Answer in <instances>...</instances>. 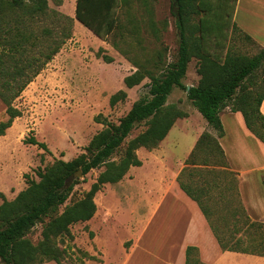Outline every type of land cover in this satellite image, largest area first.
I'll list each match as a JSON object with an SVG mask.
<instances>
[{
  "label": "trees",
  "instance_id": "16d2710c",
  "mask_svg": "<svg viewBox=\"0 0 264 264\" xmlns=\"http://www.w3.org/2000/svg\"><path fill=\"white\" fill-rule=\"evenodd\" d=\"M173 3L179 42L174 60L167 61L162 39L167 22L156 19L151 0H75V19L100 39H110L112 46L135 66L123 78L124 87L132 88L148 79L147 90L118 123L98 120L104 126L82 153L37 170L38 180L27 179V186L12 200L3 196L0 259L4 264H40L44 260L68 264L63 262L65 249L59 247L58 237L69 235L71 225L89 221L96 212L95 194L105 184L122 180L131 167L141 166L138 149L156 148L176 119L185 116L176 105L167 103L174 88L185 90L187 99L216 133L200 135L176 178L179 188L196 202L222 251L264 257V225L246 217L243 206L239 210L231 208L230 215L237 217V211L244 214V228L237 221L230 222L225 212L228 207L209 204L218 179L213 176L199 185L194 178L201 176L199 165L227 166L218 139L224 134L220 112L229 103L231 111L240 112L246 128L264 144V115L260 109L264 68L261 84L253 82L264 63V47L259 45L254 55L236 53L232 47L222 53L230 34L257 45L233 20L237 0ZM70 22L68 16L50 9L48 0H0V101L7 115L0 121V136L22 115L14 101L70 37ZM133 47L140 56L131 55ZM102 57L112 61L109 56ZM192 58L198 60L199 79L196 85L185 86L182 79ZM126 96V91L120 89L109 97V104L124 101ZM139 126L143 128L130 137ZM25 142L46 150L45 143L33 137ZM95 169L100 171L84 196L52 215L79 182V177L73 178L74 173L80 170L84 178ZM44 217L49 220L42 227L41 239L34 244L25 235ZM184 264H205L196 246L185 248Z\"/></svg>",
  "mask_w": 264,
  "mask_h": 264
},
{
  "label": "rangeland",
  "instance_id": "374dc122",
  "mask_svg": "<svg viewBox=\"0 0 264 264\" xmlns=\"http://www.w3.org/2000/svg\"><path fill=\"white\" fill-rule=\"evenodd\" d=\"M151 2L156 19L167 22L162 39L167 48V61H172L177 53L179 42L173 0H151ZM48 4L50 9L70 18L71 34L60 50L14 101L15 107L20 109L22 115L15 118L5 135L0 137V204L3 196L7 200H12L24 189L27 186V179L37 181V170L43 169L55 160L68 161L82 153L90 139L104 126L98 120L105 118L118 123L132 103L147 90L148 79H144L132 88L124 87L123 78L134 71L135 66L112 46L110 39H100L75 19V0H48ZM237 19L241 22L240 16H237ZM148 47H151V44ZM230 47L235 49L231 50L236 53L254 55L260 46L258 43L252 45L242 41L238 37L236 39L230 34L222 53ZM103 55L109 56L112 61H104ZM131 55L140 56L136 47L131 49ZM197 66L198 60L192 58L188 63L186 75L182 79L185 86L197 84L199 79ZM263 68L264 63L255 73L254 84H261ZM120 89L126 91V99L111 106L109 97ZM249 89L252 87L249 86ZM263 90L264 88L261 91ZM167 103L176 105L185 113L184 117L176 119L167 136L159 143L164 146L168 166L166 165L164 170L159 169V175L150 176L151 173L153 174V168L147 158L153 157L148 151L158 148L159 145L152 150L142 148L139 154L137 151L140 160H145V165L133 167L132 171L127 172L117 183L105 184L94 196L96 204L94 216L89 221L71 225L69 235L58 237L59 247L65 249L63 262L68 264H161L159 258L164 260L170 254L173 261L176 259L178 242L176 237L173 238L174 233L171 227L173 212H168V218L164 219V210L159 211L152 220L139 248L134 253L135 233L142 230L148 222V219L143 216L144 212L137 211L140 200L136 194L142 197L144 191H147L154 197V192L160 186V180L165 187H172L174 170L169 172V168L172 169V166L176 165L190 147L194 148L203 132L211 135L216 133L187 99L184 89L174 88ZM231 104L229 103V106L220 112L224 134L220 137L221 139H218L219 142L228 154L234 157L243 159L241 156L244 148L253 149L254 153L263 157L264 150L258 147L261 145L249 142L247 138L251 135H247L250 133L245 131L243 119L240 120L241 115L237 117L231 111ZM6 118L5 106L0 101V121ZM142 128L137 127L130 137L136 135ZM31 137L45 143L46 150L25 142ZM224 159L226 167L199 165L198 168L202 172L200 177H194L196 184L201 185L206 180L211 181L215 176L214 179H218L219 183L211 191L213 201H209V204L212 207L219 206L218 208L228 207L225 212L230 222L237 221L240 227H243L244 214L237 211V217L231 216V208L239 210L238 207L243 206L246 217L248 216L257 224L264 225V221L252 219L253 216L256 217L255 207H252L254 210L248 213L240 193V190L245 191L251 186L257 187L253 180L260 183L259 187L264 192V172L243 178L238 171L230 169L225 151ZM99 171L100 169H95L84 178L81 177L68 199L52 215L61 213L65 206L82 198L95 181ZM176 186H178L177 180ZM260 197L263 198L264 195ZM166 204L167 202L163 207ZM48 220L49 217H44L27 232L25 237L36 244L41 239L42 227ZM204 240L199 242L202 254L196 247L201 262L209 264L221 249L217 244L215 253V242H203ZM0 264H4L1 259ZM40 264L57 263L53 260H44ZM215 264H264V260L248 257L246 254H230L217 258Z\"/></svg>",
  "mask_w": 264,
  "mask_h": 264
},
{
  "label": "crops",
  "instance_id": "0c3cea01",
  "mask_svg": "<svg viewBox=\"0 0 264 264\" xmlns=\"http://www.w3.org/2000/svg\"><path fill=\"white\" fill-rule=\"evenodd\" d=\"M237 16H240L241 22L238 21ZM233 20L236 22V24L242 28L244 31L249 33L256 42L264 47V0H237ZM261 112L264 115V100L261 104ZM234 114L241 115L240 112H234ZM242 116V115H241ZM240 120L243 119V117ZM238 117V116H237ZM221 119V117H220ZM222 122V120H221ZM244 123V120H242ZM241 123V121H240ZM242 125V124H241ZM223 129L224 125L222 123ZM244 127V126H243ZM10 128V127H9ZM245 131L247 130V135L251 136H245L250 143L258 146L262 150L264 148V144L259 141L245 126ZM5 135V134H4ZM3 135V136H4ZM216 135V134H215ZM2 137V136H0ZM250 137V138H249ZM254 137V138H251ZM221 139V138H220ZM252 139V140H251ZM255 139V140H254ZM254 140V141H253ZM258 141V142H256ZM222 148L225 151L227 161L229 163L230 169L238 171L242 177L247 176H253L255 173L258 172H264V156L261 157L254 153L253 149L244 148L242 152L243 159L240 157H234L233 155H229L225 147L222 145L221 142H219ZM259 143V144H258ZM163 144H160L158 148L148 151L149 155H151L153 158H150L148 156V163H152V171L150 176H157L159 175V169L164 170L163 168H166V161H167V154L165 153L163 149ZM258 148V149H259ZM142 148L138 149V154L140 153V150ZM193 147L189 148L183 155L181 159H179L176 162V165L172 166V169L169 168V172L171 170H174L172 175V187H165L160 180V186L157 188L156 192H154V197L152 194H148L147 191H144L143 196L141 197L140 194L136 197L139 198V207L137 208V211H143L146 219H148V222L145 224L144 228L141 230L136 231L135 235V241H134V253H136L137 249L139 248V245L141 243V240L143 236L145 235L146 230L148 229L150 223L152 220L156 217L159 211L164 210L165 215L164 219L168 218V212H173V216L171 217V227L172 232L174 233V237L177 238L178 244V251H177V257L173 261L171 254L167 256L164 260L159 258V261L161 264H184L185 262V248L188 245H194L197 246L200 249V241L202 239H205L203 242H215V253H216V247L217 242L208 226V223L206 222V219L204 218L202 212L200 211L198 205L196 202L191 200L178 186H176V178L180 171L186 166L185 160L189 156L190 152L192 151ZM175 157V156H173ZM142 160V159H141ZM235 162V163H234ZM145 165V160H142V165L138 167H143ZM168 166V165H167ZM133 167L129 169V171H132ZM176 170V171H175ZM128 171V172H129ZM254 184H257V187H250V189H245V191L240 190L241 196H242V203L244 204V207L246 208L247 212L249 213L250 210H252V207H255L256 217L253 216V220H261L264 221V197L261 198L260 196L264 195V192L261 187H259L260 183L255 180H253ZM255 184V185H256ZM262 185V184H261ZM247 195V197H245ZM143 198V199H141ZM166 206H164V203H166ZM163 208V209H162ZM254 210V209H253ZM141 217V214L139 215V218ZM176 224V225H175ZM175 225V227H174ZM176 235V236H175ZM197 244V245H196ZM175 245V247H176ZM174 247V248H175ZM133 253V254H134ZM202 254V251H201ZM244 255V253H236L231 251H219L218 254H215L216 262L217 258L222 257V255ZM248 257H258L261 260H264V257L246 254ZM213 257V258H214ZM214 258V259H215ZM214 259L209 264H215Z\"/></svg>",
  "mask_w": 264,
  "mask_h": 264
},
{
  "label": "water",
  "instance_id": "95a60500",
  "mask_svg": "<svg viewBox=\"0 0 264 264\" xmlns=\"http://www.w3.org/2000/svg\"><path fill=\"white\" fill-rule=\"evenodd\" d=\"M76 177H79V178L82 177V173L80 172V170L74 173L73 178H76Z\"/></svg>",
  "mask_w": 264,
  "mask_h": 264
}]
</instances>
